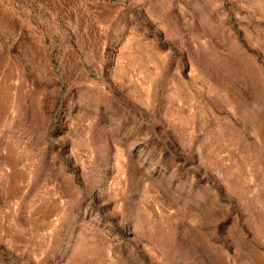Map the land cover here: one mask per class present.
I'll return each instance as SVG.
<instances>
[{
  "label": "rangeland",
  "instance_id": "374dc122",
  "mask_svg": "<svg viewBox=\"0 0 264 264\" xmlns=\"http://www.w3.org/2000/svg\"><path fill=\"white\" fill-rule=\"evenodd\" d=\"M0 264H264V0H0Z\"/></svg>",
  "mask_w": 264,
  "mask_h": 264
}]
</instances>
